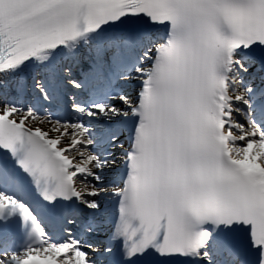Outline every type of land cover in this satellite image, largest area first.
<instances>
[{"label":"snow or ice","instance_id":"1","mask_svg":"<svg viewBox=\"0 0 264 264\" xmlns=\"http://www.w3.org/2000/svg\"><path fill=\"white\" fill-rule=\"evenodd\" d=\"M0 264H264V0H0Z\"/></svg>","mask_w":264,"mask_h":264},{"label":"rangeland","instance_id":"2","mask_svg":"<svg viewBox=\"0 0 264 264\" xmlns=\"http://www.w3.org/2000/svg\"><path fill=\"white\" fill-rule=\"evenodd\" d=\"M34 126H40V127H43V128L47 127V125H40L38 123L36 125H34Z\"/></svg>","mask_w":264,"mask_h":264},{"label":"bare ground","instance_id":"3","mask_svg":"<svg viewBox=\"0 0 264 264\" xmlns=\"http://www.w3.org/2000/svg\"><path fill=\"white\" fill-rule=\"evenodd\" d=\"M29 93H30V91H29ZM27 98H29V97L27 96ZM42 128H43V127H42ZM46 128H47V127H45L44 129L46 130Z\"/></svg>","mask_w":264,"mask_h":264}]
</instances>
